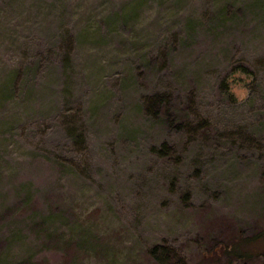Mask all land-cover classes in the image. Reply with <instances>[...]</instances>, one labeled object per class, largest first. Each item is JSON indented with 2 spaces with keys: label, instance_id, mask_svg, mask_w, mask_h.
Returning <instances> with one entry per match:
<instances>
[{
  "label": "rangeland",
  "instance_id": "obj_1",
  "mask_svg": "<svg viewBox=\"0 0 264 264\" xmlns=\"http://www.w3.org/2000/svg\"><path fill=\"white\" fill-rule=\"evenodd\" d=\"M263 232L264 0H0V264H264Z\"/></svg>",
  "mask_w": 264,
  "mask_h": 264
},
{
  "label": "trees",
  "instance_id": "obj_2",
  "mask_svg": "<svg viewBox=\"0 0 264 264\" xmlns=\"http://www.w3.org/2000/svg\"><path fill=\"white\" fill-rule=\"evenodd\" d=\"M260 237L264 238V232L262 234H260ZM245 243H246V240H245ZM248 244V243H246ZM251 244V243H250ZM233 251L237 252L236 254L237 255H240V256H244V254H248L247 252H243L241 253V250H239V248H234Z\"/></svg>",
  "mask_w": 264,
  "mask_h": 264
}]
</instances>
